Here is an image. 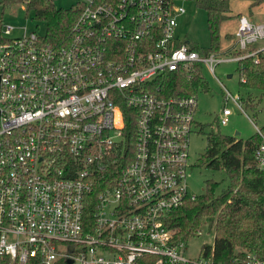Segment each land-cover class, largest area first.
I'll use <instances>...</instances> for the list:
<instances>
[{
	"label": "built area",
	"instance_id": "2783aa9c",
	"mask_svg": "<svg viewBox=\"0 0 264 264\" xmlns=\"http://www.w3.org/2000/svg\"><path fill=\"white\" fill-rule=\"evenodd\" d=\"M178 1L86 0L59 45L1 28L0 264H220L212 246L185 257L168 229L195 199L188 143L200 125L194 96L154 82L182 69L189 80L192 65L202 78L203 65L214 77L222 62L258 64L264 22L240 16L232 46L201 56L176 34ZM238 100L225 91L242 112ZM254 132L264 179V126ZM224 264H264V252L235 250Z\"/></svg>",
	"mask_w": 264,
	"mask_h": 264
},
{
	"label": "trees",
	"instance_id": "16d2710c",
	"mask_svg": "<svg viewBox=\"0 0 264 264\" xmlns=\"http://www.w3.org/2000/svg\"><path fill=\"white\" fill-rule=\"evenodd\" d=\"M188 1L205 12L209 37L207 49L200 50L192 43L189 44L190 50L205 56L228 48L226 45L230 44L232 35L227 30L221 34L222 28L225 26L227 29L234 22V17L237 21L242 16L230 14L231 0ZM18 3L24 4L33 12L34 18L44 22L45 33L42 37L51 45L68 40L80 9L79 6L73 10L56 9L50 0H2L3 5ZM248 3L256 6L260 0ZM253 5L248 7V12ZM237 64L240 85L249 90H264V59L256 65L250 59ZM187 69L191 73L189 80L186 79L185 69H182L165 73L161 81H155L154 84L165 96H193L197 88L203 90L200 66L192 65ZM205 141L204 153L198 162L208 169L222 171L228 179V186L214 195L217 183L206 181L202 195L172 212L167 224L173 241L185 243L197 237L198 228L205 224L213 232L212 257L215 263L229 261L237 248L264 252V179L252 160V152L258 144L257 137L241 141L210 132L205 135ZM206 248L205 253L211 251Z\"/></svg>",
	"mask_w": 264,
	"mask_h": 264
},
{
	"label": "rangeland",
	"instance_id": "374dc122",
	"mask_svg": "<svg viewBox=\"0 0 264 264\" xmlns=\"http://www.w3.org/2000/svg\"><path fill=\"white\" fill-rule=\"evenodd\" d=\"M56 9H75L86 0H50ZM247 0H231L229 9L231 15L240 14L254 23L264 22V0L256 6ZM178 6L184 9V14L177 19L176 34L189 44L200 50L208 48L209 37L206 23V14L203 10L196 8L194 3L188 0L178 1ZM253 5L248 12V7ZM234 22L226 29L222 28L221 34L226 30L233 35L236 28ZM11 26L12 32L7 38L20 36L23 32H34L38 36H44V22L34 18L33 12L28 10L22 3L3 5L0 0V27ZM228 48L232 46L226 45ZM228 48H225L228 49ZM224 52V49L221 50ZM219 52V53H221ZM218 54V53H217ZM226 54H224L225 56ZM203 90L196 89V111L194 122L202 127L193 131L189 136L188 164L191 166L187 171L186 190L189 196L198 197L204 192V183L212 181L217 183L214 195H218L228 186V179L221 171L208 169L201 165L198 159L203 155L205 149V135L213 133L221 137H230L246 141L254 136V127L260 129L264 126V90H249L239 84L238 64L236 62H222L214 66L213 76L208 68L203 65L201 69ZM230 75V78H226ZM225 91L232 97H238L237 103L242 109L240 112L230 101L224 103ZM225 106L231 110L226 125L221 126L216 122V115ZM234 133L237 135L234 136ZM199 235L185 242L183 255L189 259H196L203 246L210 247L213 242V232L207 225L198 228ZM235 250H240L237 248Z\"/></svg>",
	"mask_w": 264,
	"mask_h": 264
},
{
	"label": "water",
	"instance_id": "95a60500",
	"mask_svg": "<svg viewBox=\"0 0 264 264\" xmlns=\"http://www.w3.org/2000/svg\"><path fill=\"white\" fill-rule=\"evenodd\" d=\"M226 78H227V79L230 78V75H227ZM235 135H237V133H234V136H235Z\"/></svg>",
	"mask_w": 264,
	"mask_h": 264
}]
</instances>
